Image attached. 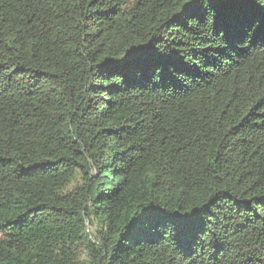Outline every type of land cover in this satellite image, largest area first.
I'll return each instance as SVG.
<instances>
[{"label":"trees","instance_id":"16d2710c","mask_svg":"<svg viewBox=\"0 0 264 264\" xmlns=\"http://www.w3.org/2000/svg\"><path fill=\"white\" fill-rule=\"evenodd\" d=\"M0 264H264V12L0 0Z\"/></svg>","mask_w":264,"mask_h":264},{"label":"snow or ice","instance_id":"6c2138e0","mask_svg":"<svg viewBox=\"0 0 264 264\" xmlns=\"http://www.w3.org/2000/svg\"><path fill=\"white\" fill-rule=\"evenodd\" d=\"M192 3H198L200 0H191ZM210 4H216L222 2V0H208ZM237 2L248 3L253 5L255 8L264 12V0H237Z\"/></svg>","mask_w":264,"mask_h":264},{"label":"rangeland","instance_id":"374dc122","mask_svg":"<svg viewBox=\"0 0 264 264\" xmlns=\"http://www.w3.org/2000/svg\"><path fill=\"white\" fill-rule=\"evenodd\" d=\"M89 228H90V231L92 232L93 228H92V226H91V225H89Z\"/></svg>","mask_w":264,"mask_h":264}]
</instances>
